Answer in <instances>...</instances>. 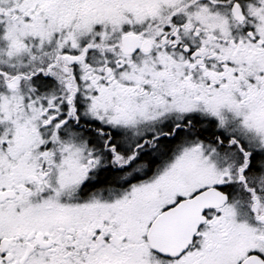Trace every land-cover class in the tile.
<instances>
[{"label": "snow or ice", "instance_id": "6c2138e0", "mask_svg": "<svg viewBox=\"0 0 264 264\" xmlns=\"http://www.w3.org/2000/svg\"><path fill=\"white\" fill-rule=\"evenodd\" d=\"M0 264H264V0H0Z\"/></svg>", "mask_w": 264, "mask_h": 264}]
</instances>
